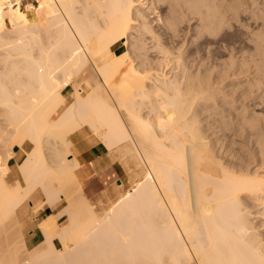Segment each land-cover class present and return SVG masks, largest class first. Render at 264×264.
<instances>
[{
	"label": "bare ground",
	"instance_id": "bare-ground-1",
	"mask_svg": "<svg viewBox=\"0 0 264 264\" xmlns=\"http://www.w3.org/2000/svg\"><path fill=\"white\" fill-rule=\"evenodd\" d=\"M190 16L220 37L223 102L238 85L263 106L264 0H0V264H264L247 202L264 205V170L228 164L198 121L216 95L176 44ZM247 110L241 130L263 127ZM86 136L123 165L100 209ZM28 207L54 210L32 248Z\"/></svg>",
	"mask_w": 264,
	"mask_h": 264
},
{
	"label": "rangeland",
	"instance_id": "rangeland-1",
	"mask_svg": "<svg viewBox=\"0 0 264 264\" xmlns=\"http://www.w3.org/2000/svg\"><path fill=\"white\" fill-rule=\"evenodd\" d=\"M160 9L163 15L166 16L168 14V7H166V5H161ZM180 12L181 11H179L177 15L179 14L180 16L181 14ZM153 20H156V18H154ZM198 24H199L198 18L196 16H190V18H186L185 21L178 23L175 28L177 33V35L175 36L177 46H181L183 44V47H186L185 59H186L187 67L189 68L188 69L189 73L191 72L195 76L201 77L204 80L206 79L207 82L209 80V84L210 83L211 85L213 84L212 90L213 93H215L213 95H216L215 97H213V99H210L209 101L206 102H200L199 105L196 106L197 108H195V112L199 117V119L198 117L197 119L199 123L201 122L200 125L203 128V130H205L204 132L207 134V137H209L208 140L209 139L211 140L210 143L213 144L212 146H214V150L217 152V154L220 157L223 158V160L225 161L227 160L226 162L228 164L234 167H238L237 169H241L242 167L244 170H246L245 166H248L250 168V171L252 172L256 169L264 170V126L262 127L257 125L253 130L252 129L243 130V128L241 130V127H239L241 124L240 125L238 124L241 123L240 122L241 117L239 113L240 111L246 108H248L247 111H249L248 113H246L247 114L246 118L249 117L248 115L251 112L253 113L255 112L257 114L259 113L258 119L262 118L260 119V121H262L263 123L264 105L263 106L257 105L260 102V100L254 99L255 97L242 96L243 93L242 91L244 90V87L238 85L234 89H232L231 86L226 88V91H228L229 95L230 93L232 94L229 96V102H227L228 104H225L223 102V99L220 97L221 94H218L220 93L218 86H220L219 84L221 79L220 65L222 63V57H221L222 47H221L220 37L218 36L213 37L205 32L201 33L202 36L198 35V29H197ZM160 31H162L166 35V30L160 29ZM235 37L241 38L242 36L240 34H237ZM231 40L232 39H229V41ZM227 52L229 53L228 49ZM176 70H179V68H176ZM77 81L80 82L81 79L77 78ZM228 82L229 81H227V83L225 84H228ZM232 98L236 99L235 103L232 102L231 100ZM243 104L245 106H243ZM260 114L262 117L260 116ZM51 152H52L51 147L45 148L46 156L50 158V160H52V156H53L52 154L53 152L52 153ZM114 163H115V167L117 168V174H116L117 176L114 178V180L112 179L113 181L111 180L105 186V190L103 191L104 193H100L95 197L99 201L101 198V200H103V204H105L104 206L108 204V201L109 202L113 201V199L116 197V195L114 197V192H113L114 188L118 187V185L116 184V180L117 179L122 180L119 172L121 166L123 165L119 163V161L117 160H115ZM123 182H124L123 186L126 187L127 185L126 181L123 180ZM114 183L116 185L115 187L113 185ZM98 196L100 197L98 198ZM106 196L108 199H106ZM102 197H104L105 199ZM95 198L92 199L90 198L92 201H94L92 202V204H96V207L99 209L102 208L100 206L103 204L100 205L97 204L99 203V201L96 200ZM40 199L42 200L43 198L41 197ZM30 201H32L33 204L35 202L34 200H30ZM247 202L250 203V205L248 203L247 205H249L251 208V213H252L251 218L254 224L256 226L258 225L257 226L258 228L260 226L261 228V229L259 228L260 232H262L261 234H263L262 239H264V216H263L264 214H262L264 213L263 212L264 205L254 201H247ZM27 215L29 217L27 218L29 219V221L27 222L24 231L25 234H30L31 231L35 233L31 240L32 243L31 242L29 243V246L32 248L33 245L35 246L39 243L37 241L38 234H37L36 226L41 220V216L40 213L38 214L33 213V209H31L30 207H28ZM64 222L65 220H63L61 223ZM27 237L29 238V236Z\"/></svg>",
	"mask_w": 264,
	"mask_h": 264
},
{
	"label": "crops",
	"instance_id": "crops-1",
	"mask_svg": "<svg viewBox=\"0 0 264 264\" xmlns=\"http://www.w3.org/2000/svg\"><path fill=\"white\" fill-rule=\"evenodd\" d=\"M75 151L81 163L78 175L83 181V192L89 199L95 198L103 192L105 186L112 180L113 177L111 176L115 173V163L108 151L89 136L75 144ZM53 212L52 208L47 207L40 213L41 219Z\"/></svg>",
	"mask_w": 264,
	"mask_h": 264
}]
</instances>
